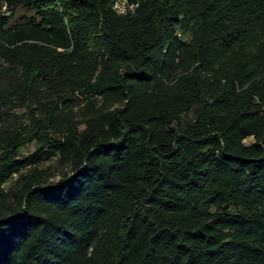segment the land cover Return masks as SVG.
<instances>
[{"label":"trees","instance_id":"trees-1","mask_svg":"<svg viewBox=\"0 0 264 264\" xmlns=\"http://www.w3.org/2000/svg\"><path fill=\"white\" fill-rule=\"evenodd\" d=\"M111 4L0 0V264H264V0Z\"/></svg>","mask_w":264,"mask_h":264},{"label":"built area","instance_id":"built-area-1","mask_svg":"<svg viewBox=\"0 0 264 264\" xmlns=\"http://www.w3.org/2000/svg\"><path fill=\"white\" fill-rule=\"evenodd\" d=\"M139 0H112L111 8L119 16L131 15L135 12Z\"/></svg>","mask_w":264,"mask_h":264},{"label":"rangeland","instance_id":"rangeland-1","mask_svg":"<svg viewBox=\"0 0 264 264\" xmlns=\"http://www.w3.org/2000/svg\"><path fill=\"white\" fill-rule=\"evenodd\" d=\"M251 142H252L251 138H248V139L244 140L245 144H250ZM33 151H34V144L30 143V144H27L26 146H24V147L19 149V155L20 156L29 155ZM55 163H56V159H52V160H50L48 162L42 163L41 167L51 166L52 168H54L55 167ZM54 171H55L56 175L53 178L50 179L51 182L56 181L58 179V177H59V169L54 170ZM6 186H7V184L5 185V187Z\"/></svg>","mask_w":264,"mask_h":264}]
</instances>
